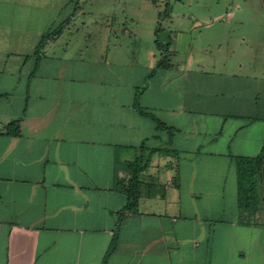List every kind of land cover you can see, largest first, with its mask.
<instances>
[{"label": "crops", "instance_id": "crops-1", "mask_svg": "<svg viewBox=\"0 0 264 264\" xmlns=\"http://www.w3.org/2000/svg\"><path fill=\"white\" fill-rule=\"evenodd\" d=\"M186 6L0 0V264H264L238 166L264 152V36L239 64Z\"/></svg>", "mask_w": 264, "mask_h": 264}, {"label": "rangeland", "instance_id": "rangeland-1", "mask_svg": "<svg viewBox=\"0 0 264 264\" xmlns=\"http://www.w3.org/2000/svg\"><path fill=\"white\" fill-rule=\"evenodd\" d=\"M183 1L187 6L184 10H179L182 14L181 17L192 16L200 21L199 25L192 28L191 34L194 37L205 36L209 33L232 36L238 42L233 45L236 46L235 61L239 64L246 63L247 59L253 60L254 56L256 57L260 53L263 44L261 37L264 36V0H223L224 6L214 12L199 6L198 2L202 0ZM203 1L206 2V0ZM226 1L232 2V4H227ZM190 3L193 4L190 6ZM161 8L164 12L165 4L161 3ZM145 13L148 11L145 10ZM160 39L163 40V36ZM248 45L250 46L248 47ZM223 47L226 52L228 46ZM250 47L253 48V51ZM221 56L225 58L227 54L224 53Z\"/></svg>", "mask_w": 264, "mask_h": 264}, {"label": "trees", "instance_id": "trees-1", "mask_svg": "<svg viewBox=\"0 0 264 264\" xmlns=\"http://www.w3.org/2000/svg\"><path fill=\"white\" fill-rule=\"evenodd\" d=\"M169 10L161 14V20L169 15ZM66 23L57 27L54 31L47 33L42 42L50 38L56 37L62 32ZM160 24L157 28V35L160 31ZM156 44L161 51V58L158 62L157 68L167 65L169 61V45L162 43L159 38L156 39ZM264 152L262 155L255 158L238 159L239 166V182H240V208L243 212L252 215L256 214L259 209L264 208V185H263V169ZM141 167L136 168L131 166L132 179L128 185H121L120 190L128 196L127 211H135L140 198L137 194V188L141 183L139 174Z\"/></svg>", "mask_w": 264, "mask_h": 264}, {"label": "water", "instance_id": "water-1", "mask_svg": "<svg viewBox=\"0 0 264 264\" xmlns=\"http://www.w3.org/2000/svg\"><path fill=\"white\" fill-rule=\"evenodd\" d=\"M263 182H264V164H263Z\"/></svg>", "mask_w": 264, "mask_h": 264}]
</instances>
